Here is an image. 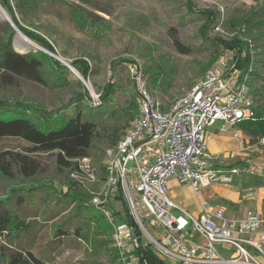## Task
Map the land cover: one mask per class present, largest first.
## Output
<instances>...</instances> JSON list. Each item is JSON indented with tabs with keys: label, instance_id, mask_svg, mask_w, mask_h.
<instances>
[{
	"label": "rangeland",
	"instance_id": "374dc122",
	"mask_svg": "<svg viewBox=\"0 0 264 264\" xmlns=\"http://www.w3.org/2000/svg\"><path fill=\"white\" fill-rule=\"evenodd\" d=\"M6 1L11 5L10 10L3 4ZM16 3L17 0H0V44L7 42L19 53L39 56L46 66V74H62L53 64L56 62L61 70L66 69L68 83L62 88H52L23 77L9 81L0 77V97L25 99L53 110L84 89L92 100L99 103L103 87L112 83L116 88L113 104L122 106L134 96L138 106L137 86L140 80L160 108L168 106L202 80L208 70L217 68L220 58L226 59L228 66L237 70V77L241 80L240 69L236 65L239 50L226 47L224 42L234 35L244 39L246 29L243 24L233 30L224 25L232 18L241 20L261 8L263 0H39L24 11ZM78 11L94 14L93 22L99 23H92ZM200 15L211 16L213 21L207 24ZM172 34H176L185 52L176 47ZM83 68L88 70L87 75L82 74ZM89 68L92 71L89 72ZM247 95L252 102L249 91ZM213 129H206L207 145L211 144L209 135ZM238 131L242 133L241 145L226 150V155L220 152L217 156L224 165L250 162L257 173L236 177L231 184L233 188L237 181L248 183L259 177V168L263 166L261 157H264V143L260 140L262 147L251 144L248 136ZM234 133L229 129L220 134L231 136ZM29 148L31 146L22 139L0 138V153L18 152L35 159L39 165L38 177L44 181L50 179L58 191L66 190L65 170L57 166L55 153H32ZM109 148L105 140H94L87 157L90 164L94 167L98 163L106 165ZM8 184L9 181L0 175V199L8 195ZM232 187L222 188L230 191ZM212 191V185L201 189V197L213 206L225 205L234 213L237 208L229 200L218 198L220 192L216 193V199L206 198ZM238 191L240 195L241 189ZM167 193L176 195L193 213L198 212V196L187 184L168 181ZM38 201L43 208L45 201ZM115 205L118 206L117 203ZM85 210L87 218L84 222L88 218L91 220H88L90 224L85 232L88 239L85 243L75 239L64 240L65 247H59L62 250L51 264H110L108 256H114V251L109 224L94 207L88 206ZM67 214L63 213L52 222H44L42 232L33 234L34 246L41 248L50 239L54 222ZM146 226L151 231L148 223ZM159 233L162 234L161 231ZM143 241L146 242V235ZM159 255L165 264H179ZM113 264H117L116 261Z\"/></svg>",
	"mask_w": 264,
	"mask_h": 264
},
{
	"label": "built area",
	"instance_id": "2783aa9c",
	"mask_svg": "<svg viewBox=\"0 0 264 264\" xmlns=\"http://www.w3.org/2000/svg\"><path fill=\"white\" fill-rule=\"evenodd\" d=\"M237 76L220 58L217 68L208 70L167 109L160 108L142 80L138 83V115L107 149L100 189H88L90 203L109 224L117 264H139V241L131 222L159 257L179 264H264V216L249 210L229 217L224 206H213L200 194L211 185H231L238 176L257 173L250 162L224 165L206 146L207 128L216 125L224 132L253 116L247 86ZM78 168L71 175L83 186L97 181L87 157L78 161ZM170 179L190 185L199 199L198 213L168 195Z\"/></svg>",
	"mask_w": 264,
	"mask_h": 264
},
{
	"label": "trees",
	"instance_id": "16d2710c",
	"mask_svg": "<svg viewBox=\"0 0 264 264\" xmlns=\"http://www.w3.org/2000/svg\"><path fill=\"white\" fill-rule=\"evenodd\" d=\"M38 1L17 0L16 5L24 11ZM3 4L11 9L9 2ZM78 12L92 20V23H99L93 22L96 17L94 14ZM201 17L206 19L207 24L213 21L211 16ZM241 24L246 29L244 39L234 35L224 45L239 50L236 65L240 69V79L246 84L253 100V116L240 120L236 127L248 136L251 144L261 145L260 140L264 138V0L261 8L241 20L232 18L222 25L233 30ZM172 37L176 47L185 52L176 34H172ZM53 64L62 74H46V66L39 56L19 53L7 42L0 44V77L5 81L23 77L46 87L62 88L68 83V74L65 68L61 70L56 62ZM87 73L88 70L83 68L82 74ZM115 90L114 83L104 86L98 103L84 89L53 110L25 99L9 100L0 97V138L22 139L31 146L28 151L32 153H55L57 166L65 170L66 185V190L58 191L50 179L44 181L39 178L38 162L26 154L10 151L0 153V175L9 181L6 187L8 195L0 199V264H51L62 250L59 247H65L64 240L84 242L88 239L85 232L89 228V218L84 222L87 218L85 207L92 206V194L88 189H100L106 175V165L98 163L97 167L93 166L98 179L89 183L88 188L71 174L78 171V161L88 157L94 140L103 139L106 146L112 148L136 119V98L132 96L122 106L113 104ZM168 106L161 108L167 109ZM257 183L262 185L264 181ZM39 199L45 201V208H42ZM124 212L125 220L129 223L133 221L125 207ZM63 213L68 214L54 222L50 239L41 248L35 247L33 234L42 232L44 222H52ZM133 231L139 241L136 251L140 255L139 264H165L152 245L141 239V231L136 222ZM113 251L114 256H108L110 264L116 261V252Z\"/></svg>",
	"mask_w": 264,
	"mask_h": 264
},
{
	"label": "crops",
	"instance_id": "0c3cea01",
	"mask_svg": "<svg viewBox=\"0 0 264 264\" xmlns=\"http://www.w3.org/2000/svg\"><path fill=\"white\" fill-rule=\"evenodd\" d=\"M213 127H214V129H213L214 131L212 133H210V135H209V137L211 139V144H209V145L206 144V146L210 152H212L216 155L220 154V152H225V155H226V150H229L231 148H237L241 145L240 142L242 140V137H241L242 133H240L238 131L237 127L232 128V130H234L235 133H234V135H231V136L222 135V134H220L221 132L217 131L216 125H214ZM216 142H219V145L221 143H223V144H222V146H219L216 144ZM231 157H233V155ZM224 161H225V159H224ZM261 161H262L261 163L263 166H261V168H259V172L257 174L259 177H255L254 179H252L248 183H244V181H242V180H240V182L237 181L235 183V184H237V185H235V188H233L231 185H229V186L212 185L213 191H212V193L207 194L206 198L216 199L215 198L216 193L220 192L218 195V198L229 200L230 204H233L237 208L234 210V213H233V211L231 209H228V207L225 205H215V206H224L226 208V212L229 213V217L243 216L246 213V210H248V209L252 210L254 212H257V213L261 214L262 216H264V183H262V185H258V183H257V182L264 181V157H261ZM169 181H176V180L170 179ZM187 185L190 187L189 184H187ZM222 187H229L230 189L232 187L233 189L230 191H226ZM238 189H241L242 193L240 195H239L240 192L238 191ZM248 191L252 192L250 197L246 196V193ZM169 196L171 198H173L175 201L181 203L189 211H191L189 209L188 205L186 203L182 202L181 199H179L176 195L172 194ZM198 211H199V209H198ZM194 213H198V212L195 211Z\"/></svg>",
	"mask_w": 264,
	"mask_h": 264
},
{
	"label": "water",
	"instance_id": "95a60500",
	"mask_svg": "<svg viewBox=\"0 0 264 264\" xmlns=\"http://www.w3.org/2000/svg\"><path fill=\"white\" fill-rule=\"evenodd\" d=\"M131 224L133 225V222H131Z\"/></svg>",
	"mask_w": 264,
	"mask_h": 264
}]
</instances>
